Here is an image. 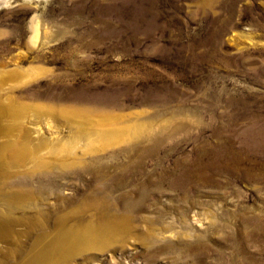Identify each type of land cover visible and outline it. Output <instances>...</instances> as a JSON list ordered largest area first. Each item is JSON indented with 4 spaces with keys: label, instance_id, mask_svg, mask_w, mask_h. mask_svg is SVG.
I'll list each match as a JSON object with an SVG mask.
<instances>
[{
    "label": "rangeland",
    "instance_id": "1",
    "mask_svg": "<svg viewBox=\"0 0 264 264\" xmlns=\"http://www.w3.org/2000/svg\"><path fill=\"white\" fill-rule=\"evenodd\" d=\"M103 220L57 264H264V0H0V264Z\"/></svg>",
    "mask_w": 264,
    "mask_h": 264
},
{
    "label": "bare ground",
    "instance_id": "2",
    "mask_svg": "<svg viewBox=\"0 0 264 264\" xmlns=\"http://www.w3.org/2000/svg\"><path fill=\"white\" fill-rule=\"evenodd\" d=\"M41 25L38 16L34 15L31 19L32 35L29 40L34 45L37 44L39 37H42L39 36ZM119 231L114 227L112 221L105 220L100 224L92 222L80 230L78 228L74 230L60 229L48 244L38 248L24 264H57L67 257L71 258L76 253L88 249H105L118 239Z\"/></svg>",
    "mask_w": 264,
    "mask_h": 264
}]
</instances>
